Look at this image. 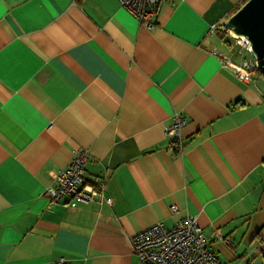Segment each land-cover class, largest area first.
I'll return each instance as SVG.
<instances>
[{
    "label": "crops",
    "instance_id": "0c3cea01",
    "mask_svg": "<svg viewBox=\"0 0 264 264\" xmlns=\"http://www.w3.org/2000/svg\"><path fill=\"white\" fill-rule=\"evenodd\" d=\"M246 1L164 0L148 29L118 0H0V264H138L135 233L189 215L218 264H264V76L213 54ZM75 150L112 205H50Z\"/></svg>",
    "mask_w": 264,
    "mask_h": 264
},
{
    "label": "built area",
    "instance_id": "2783aa9c",
    "mask_svg": "<svg viewBox=\"0 0 264 264\" xmlns=\"http://www.w3.org/2000/svg\"><path fill=\"white\" fill-rule=\"evenodd\" d=\"M118 1L140 24L151 29L164 0ZM224 30L234 41L237 48L235 55L223 56L216 51H213V54L217 55L221 64L229 67L239 80L252 81L254 74L259 72L250 43L245 37L235 36ZM244 51L248 54L246 58L242 57ZM233 56H238V64L234 63ZM185 123L183 115L175 114L165 130L169 146L177 153L183 148L181 128ZM87 158V151L75 150L69 163L53 172L52 183L44 191L50 205L64 204L70 208L91 203L112 205L113 200L106 192V175L101 178L87 175L84 168ZM172 211H177L175 205L172 206ZM131 246L138 264H218L217 256L209 248L208 240L196 217L190 215L179 219L170 229L156 223L138 231L131 239ZM55 264H65V259L60 258Z\"/></svg>",
    "mask_w": 264,
    "mask_h": 264
},
{
    "label": "water",
    "instance_id": "95a60500",
    "mask_svg": "<svg viewBox=\"0 0 264 264\" xmlns=\"http://www.w3.org/2000/svg\"><path fill=\"white\" fill-rule=\"evenodd\" d=\"M225 29L248 40L257 70L264 76V0H247L228 18Z\"/></svg>",
    "mask_w": 264,
    "mask_h": 264
},
{
    "label": "rangeland",
    "instance_id": "374dc122",
    "mask_svg": "<svg viewBox=\"0 0 264 264\" xmlns=\"http://www.w3.org/2000/svg\"><path fill=\"white\" fill-rule=\"evenodd\" d=\"M229 46H232L233 47V52H232V54L233 55H235V52H236V46H235V44H234V41H233V39H232V45H229ZM248 56V54L244 51L243 53H242V57H244V58H246ZM235 57H238V56H235Z\"/></svg>",
    "mask_w": 264,
    "mask_h": 264
}]
</instances>
